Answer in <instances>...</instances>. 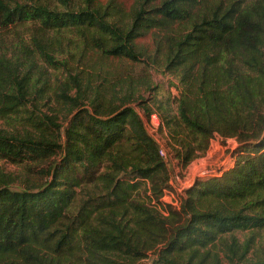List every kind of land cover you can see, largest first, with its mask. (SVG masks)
<instances>
[{"label": "trees", "instance_id": "1", "mask_svg": "<svg viewBox=\"0 0 264 264\" xmlns=\"http://www.w3.org/2000/svg\"><path fill=\"white\" fill-rule=\"evenodd\" d=\"M183 21L151 57L178 79L175 96L149 74L120 98L107 78L66 68L78 44L140 61L137 38ZM12 25L34 27L15 31L12 50L0 43V264H264V0H135L127 11L0 0V27ZM51 78L67 124L47 101ZM154 113L185 165L218 133L241 144L180 208L162 201L171 167L148 130Z\"/></svg>", "mask_w": 264, "mask_h": 264}, {"label": "rangeland", "instance_id": "2", "mask_svg": "<svg viewBox=\"0 0 264 264\" xmlns=\"http://www.w3.org/2000/svg\"><path fill=\"white\" fill-rule=\"evenodd\" d=\"M42 2L48 3L50 0H41ZM104 4L108 2V0H101ZM135 0H119V2L123 5L124 9L131 10L134 5ZM55 5V2H52ZM50 3V4H52ZM211 4V3H210ZM60 4H56L59 6ZM200 8V5L196 6L195 11ZM30 27H34V25H21L15 27L14 25L9 27H0V43L4 48L13 49L14 45L17 43V39L13 37L15 31L23 30L24 35L28 38V36L32 35ZM188 27V22H171L166 24L161 28H156L147 31L144 35L137 38L136 42L139 50H145L146 55L140 61H129L126 59H119L115 57H107L102 55L100 50H97L94 46H83V45H75L71 52L67 54L68 65L70 67V71L77 72L80 71L82 75L87 76L90 74L101 75V78H107L106 84L115 85L120 92V98L124 95L123 86L125 87L130 81L129 78H142L143 75H152L153 79L160 83H164L171 92V95L175 96L179 93V88L177 87V83L179 84L178 79L171 73L166 72L159 63L153 62L151 57L154 56L155 50L158 47V42L160 40H164V37L167 34H172L176 32H181ZM78 49V50H77ZM158 59H162V56L159 55ZM65 66L63 71L61 70L58 74L60 79L63 78L65 73L67 72ZM174 82V83H172ZM59 81L55 78H51L48 99L51 106H53L54 111H58L61 114V121L67 124L68 121L64 120L65 113L68 112L67 106H61L55 101V91L58 90ZM172 83V84H171ZM141 90V96L147 97L148 100L151 99V92L145 91L142 85L139 87ZM118 92V93H119ZM136 98L132 97L129 102V105L134 107L136 106ZM133 100V101H132ZM118 101V100H117ZM121 101H118L119 105ZM116 104V105H117ZM49 107V106H48ZM45 108V109H48ZM83 108H86L83 105ZM158 115V114H157ZM159 116V115H158ZM0 125H2V121L0 120ZM66 126V125H65ZM161 142L167 146V150L171 155L170 160V186L168 190L171 194L174 195V198L180 201L183 197H186V191L182 188V183L184 182L188 186L192 184V186L200 179V177H206L210 174H218L220 170L223 168H228L232 166L238 155H240L241 151H239V144L237 138H227L221 134H216V136L212 139L210 149L208 152L204 154H200L187 165L181 163L178 158H176L174 154V150L169 148L168 146V138L166 135H160ZM2 163H7L5 161H1ZM7 168L9 169H18L17 166L7 163ZM205 170L204 174L201 175L200 172ZM136 173L135 168H131L127 175H134ZM17 185V184H16ZM191 186V187H192ZM144 188L141 187L140 191H144ZM169 196V195H168ZM189 216L185 214V223L188 221ZM181 226V225H180ZM178 230V227H172L171 234H174ZM153 255L150 258L143 259L137 264H145L150 263L153 259Z\"/></svg>", "mask_w": 264, "mask_h": 264}, {"label": "built area", "instance_id": "3", "mask_svg": "<svg viewBox=\"0 0 264 264\" xmlns=\"http://www.w3.org/2000/svg\"><path fill=\"white\" fill-rule=\"evenodd\" d=\"M160 124H161V120H160V117L157 115V113L152 114L149 122H147L148 130H149L150 134L159 143V146H160L159 152H160L161 156L170 165L171 155L167 150V146L164 145L160 140V135H159V130H158ZM204 172H205V170H202L200 172V174L203 175ZM191 186H192V184L188 186L184 182L182 183V188H184L185 190H187L188 188H191ZM162 201L164 203H167V204H172V205L176 206L177 208H180V205H181V200L178 201L177 199H175L174 195L169 192L168 188L165 189V192L162 196Z\"/></svg>", "mask_w": 264, "mask_h": 264}]
</instances>
